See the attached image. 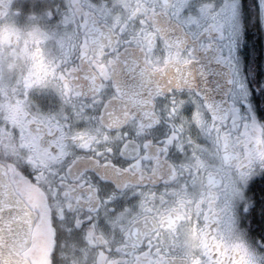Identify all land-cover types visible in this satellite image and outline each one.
Instances as JSON below:
<instances>
[{"label":"snow or ice","instance_id":"obj_1","mask_svg":"<svg viewBox=\"0 0 264 264\" xmlns=\"http://www.w3.org/2000/svg\"><path fill=\"white\" fill-rule=\"evenodd\" d=\"M0 264H264V0H0Z\"/></svg>","mask_w":264,"mask_h":264}]
</instances>
